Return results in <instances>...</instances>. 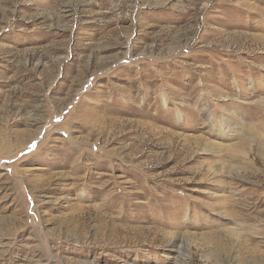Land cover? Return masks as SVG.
I'll use <instances>...</instances> for the list:
<instances>
[{
    "label": "rangeland",
    "instance_id": "374dc122",
    "mask_svg": "<svg viewBox=\"0 0 264 264\" xmlns=\"http://www.w3.org/2000/svg\"><path fill=\"white\" fill-rule=\"evenodd\" d=\"M0 264H264V0H0Z\"/></svg>",
    "mask_w": 264,
    "mask_h": 264
}]
</instances>
